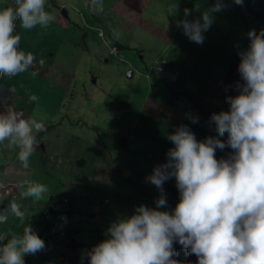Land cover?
<instances>
[{
    "label": "clouds",
    "instance_id": "obj_1",
    "mask_svg": "<svg viewBox=\"0 0 264 264\" xmlns=\"http://www.w3.org/2000/svg\"><path fill=\"white\" fill-rule=\"evenodd\" d=\"M13 2L14 7L0 9V84L5 76L15 77L26 72L33 64H40L41 67L40 62H35L38 59L36 55L23 51L20 43L21 36L17 34V22L19 21L24 29L30 30L37 25L47 27L53 19L50 13L46 11V0H13ZM104 3L105 0H88L85 7L95 12L91 16L96 20L94 24L84 22L81 30L77 32L84 34V29L98 30V19L104 17L110 19L114 16L111 8L104 9ZM234 3L243 5L244 0H229V2L222 4L228 6ZM183 4L187 5V2H183ZM222 4L220 0H217V3L211 9L204 11L200 18L194 20L185 18L177 22V27H182L185 35L191 41L202 44L205 38L204 33L210 29L211 25L216 30H220L218 24H212V13L222 11L227 16L234 15L231 10H225ZM263 4L264 1L261 0L255 11H249L251 18L243 15L246 24H250L249 30L245 33L250 44L246 50L237 52L239 58L241 57L239 65L237 61L231 60L230 67L236 69V77L227 74L225 81L228 86L231 79L237 80L235 87L237 90L233 92L236 93L235 96L232 95L233 93L228 95L229 97H225L226 101L219 106L212 101L207 100L206 102L196 92L187 88H180V85L168 80L177 93L182 92L187 94L189 98L196 99L198 108L212 113L211 120L215 123L216 131L219 134L216 137L223 136L226 141L211 136L204 140V137L201 138L200 130L199 140H197L195 133L187 126L182 125L183 121L176 117L178 128H172L167 137L174 145L167 153L168 160L166 163L156 166L152 175L148 177L149 182L158 189L157 193H152V198L149 200L156 203V208L140 205L133 215L129 216V213H125L121 216L114 215L115 211L112 209L111 200L103 202L98 197H92L95 198L94 205L91 204L86 208L84 198L72 199L68 214L72 218L81 213L85 216L84 221H90V216L95 218L99 213L107 214L111 219H118L105 227L102 225L95 226L90 221L91 229L96 230L92 234L96 235L97 238L100 235L101 239V232H105L107 238L100 240L101 242L95 246L89 243L92 249L83 253L82 257L79 256L75 264H83L82 262L86 264H264ZM69 5L72 6L70 7L72 10L75 9L73 3L59 4L61 8L59 12L63 13L62 11L65 10L66 16L70 15ZM193 11H199V7L185 8V17L191 15ZM101 12L105 15L98 18V13ZM116 17H113V21L119 30L133 31L141 26L134 21L120 18L122 23L127 24V27L123 29L120 20L118 23L116 22ZM84 25L85 28L83 29ZM147 31L149 34L153 32L149 29ZM88 35L89 31L85 33V36ZM113 36L119 39V32L113 30ZM128 39L130 41L126 40L127 43H122L123 46L120 48L112 46V53L116 54L126 47H130L129 42L134 47L141 45V42L131 37ZM151 42H153L152 39ZM83 45L89 50V44L84 43ZM115 50L117 51L114 52ZM102 56H105L104 53ZM172 65L171 60H164L154 64L152 68L151 101L147 104L149 112L154 115L157 114L153 105L156 103L152 101L153 99L163 103L168 115H173L178 108L190 112L196 111L182 102L178 94L175 95L172 92L163 94L159 91L154 76L165 72ZM35 74L33 73V75ZM99 74L101 72L96 74L95 71H89L78 76L69 68L68 71H65V78L58 83L56 89L58 93H64V95L60 94L57 100L62 105L58 112L62 114V120L67 117L66 121L48 125L46 122L47 115L39 117V121H37L35 118L25 119L22 114L11 109L7 113H0V144L7 141L8 147L18 148V160L25 169L30 165V157L34 153L35 147L41 151L43 158H70L71 161L76 162L77 166L78 160L84 158L85 164L81 167H85L89 158L79 154L80 148L75 147L64 156L61 155V151L62 145L69 139L90 136L80 129L86 120L80 118L81 113L78 111L76 95L78 88H81L84 93L88 92V86L92 89L99 88L102 91L105 99L101 111L104 116L108 115L107 110L112 107L114 96L118 95L114 99H121V94H114L111 90L113 83L108 86ZM126 74L133 77L134 71L128 69ZM2 90L3 88L0 87V91ZM176 91L174 92L176 93ZM75 99H77L76 102ZM29 100L37 101L38 97L33 94ZM130 106H132V101L125 97L124 104L120 107L126 109ZM12 108L21 110V112L27 110L26 107ZM142 110L139 109L137 112ZM94 116L90 115L89 118ZM192 122L198 123V119L193 118ZM56 125L60 129L57 141L47 145L45 141L36 139L37 133L46 131L48 126ZM112 126L115 127L116 125ZM66 136H69L68 140ZM89 148L95 151L99 149V146L90 145ZM97 166L95 165V168ZM173 177L176 182L173 184L171 182L172 185L170 184V187L166 189L163 188L164 182ZM23 183L26 185L23 191L25 198L32 197L39 200L47 191L43 184L27 180ZM89 185H93V183L91 182ZM136 188L137 186L134 184L130 187L127 186L124 192L118 195V198L124 203H128L134 197ZM172 188L180 193L181 199L173 207V212L162 211L160 209L167 205L164 191ZM102 189L104 194H111L108 188ZM160 192L161 195H159ZM37 204L36 206L31 204V209L43 207L39 201ZM49 205L46 208L47 210L50 209L51 213L49 215L46 214L48 211L44 213L49 216L50 220L55 221L60 216L65 217L67 215V210L60 212L57 209L58 203H49ZM10 210L16 217L23 218L24 213L15 201L11 202ZM78 217L76 216V218ZM76 218H74L75 221H77ZM6 220V216H0V223ZM59 228L54 224L52 232H58ZM65 231H68V228ZM79 237H83L84 240L78 239L74 244L86 246L88 244L86 237ZM57 238L58 236L52 235L48 237V240L53 241ZM48 240H43L30 224L24 227L22 235H15L11 238L0 235V264H25L24 257L27 256V259L30 260L31 255L39 254L45 249V242ZM62 242L65 245L66 238L63 237ZM45 256L43 255V257ZM48 261L51 264H71V259L67 257V254L64 255L62 262H55L51 259Z\"/></svg>",
    "mask_w": 264,
    "mask_h": 264
},
{
    "label": "rangeland",
    "instance_id": "obj_2",
    "mask_svg": "<svg viewBox=\"0 0 264 264\" xmlns=\"http://www.w3.org/2000/svg\"><path fill=\"white\" fill-rule=\"evenodd\" d=\"M60 2H66L69 1L73 4L76 3L77 0H59ZM104 1V0H103ZM122 1V0H121ZM165 1H174V0H126L125 2L121 3L116 9L118 10L122 5L124 7V11L121 10V17H116V22L118 23L120 18H129L124 12H126L130 17L134 13L137 12V14L140 15V18L143 21V24L145 23V18L148 20H154L159 25L165 27L168 31L173 32L176 35L177 40L179 41V47H183V51L181 53L175 50H172L169 44L168 46L165 44H159L157 42V38L153 32L145 33L144 31H141L140 29H134L132 39L141 42L140 46L134 47L132 46V43H130V47H126L125 49L121 50L119 53L110 55L108 47L106 49L105 56H102V52H99V48L94 45L92 42L93 37L96 35V31H90L88 29H84L85 25L83 27L84 34L82 32H77L76 39L78 42H81L80 47V54H78L74 59H72L69 63L72 64L73 70L78 74V76H81L89 71H95L96 74L101 72V74L107 76L109 80L104 78V81L108 84L113 83L111 90L114 94H121L124 97H126L129 101H132V106L126 107V110L129 112L130 110L138 111L139 109H144L146 107V104L150 103V89H151V71L156 63L163 62L164 60H171L174 65L181 66L183 68V72L186 73L190 71L191 78L193 79L195 83V89L193 92H197V94L203 98L206 102L212 101L214 103H217L216 105L223 104L226 101V98L224 97V88H222V85H224V82L226 81L227 74L236 77V69L234 67H230L232 64V61H227L224 52V47L228 48L227 51H233L234 53L242 52L246 50L249 47V41L245 33L250 28V24H246L245 17L240 14H234L232 16H227L222 13V11L216 12L218 14V27L222 31L224 38L221 42L218 38V31L211 25L210 29L204 33V42L202 44L195 43L191 41L187 35H185L182 27H177V22L181 21L185 18L188 20H194L197 18H200L202 13L206 11L205 9L207 6L204 3V0H188L189 7H186V4H167ZM264 1V0H263ZM217 3V1H214ZM229 0H220V3H227ZM86 3H88V0H83V8L80 7L77 8V14L79 16V19L84 18L86 15V12L90 14V16L95 13L91 11L88 7H85ZM231 4L230 6H232ZM255 5V2L253 0H244L243 7L236 8V9H242L246 16L251 18L250 15V9L253 8ZM75 6V5H73ZM177 6V10L175 11V8ZM199 7V11H193L191 15L188 17H185L184 15V9H194L195 7ZM71 5H69V14L72 15L74 13V10H72ZM85 9V11H84ZM100 15H105L103 12L98 13ZM66 16L65 13H61L60 17ZM88 19L87 17H85ZM122 23V20H120ZM110 24V22H107ZM40 25L36 26L37 33L43 37L44 43L41 46V49L44 50L46 47H51L54 49V55H57L58 49L57 44H54L55 39V32L52 25H49L46 29H41L39 27ZM103 27V26H102ZM123 29L127 27V24L125 22L122 23ZM130 29V28H128ZM148 30V29H147ZM89 31V37L85 36V33ZM111 31L110 27H108V32ZM22 35V39L24 40H30L29 37L24 35V31L20 25V22L18 21V28H17V34ZM96 37V36H95ZM97 38V37H96ZM151 39L153 42H151ZM24 40V41H25ZM103 41V40H102ZM84 43L89 44V50L82 47ZM126 44L127 41L124 40L123 44ZM108 45V44H107ZM109 46V45H108ZM223 47V50L221 51V48ZM167 50V51H166ZM41 51V50H40ZM111 51V50H110ZM115 50L114 52H116ZM25 53H28L25 51ZM178 53V54H177ZM36 55V54H35ZM124 56V57H123ZM38 58L35 62H39L40 64H37V68H29L31 71V75L27 73H21L20 77L17 79L18 87L17 89H14L13 91L9 90L6 92L7 96V103L11 105L12 107L16 108H27V111L21 112V110H17L15 108L9 107L7 104L0 102V113H7L9 109L22 114V117L25 119H32L35 118L37 121L39 117H43L44 115H47L46 122L48 125H55L56 123H59L60 121H66L67 117L61 119L62 114L58 112V110L62 107L58 103V96L64 95V93H58L56 88H52V93L48 94V86L46 85V82L44 79H42L43 76V70L47 73L48 68L50 66H54V70L57 67H60V63L54 58L48 56L46 53L42 55H36ZM103 58V59H102ZM125 58V59H124ZM108 59V61H106ZM121 59V61H120ZM113 60V61H110ZM124 61L125 63H123ZM194 62V63H193ZM196 67V73L195 66ZM121 66V67H120ZM230 67V71L228 72ZM43 70H42V69ZM128 69H131L134 71V76H127L126 71ZM33 73H36L33 77V93L31 92L29 82L30 78L33 76ZM126 74V75H125ZM22 80V81H21ZM236 79H231L228 82V86L226 88L230 91L229 95H231L237 85ZM7 82V78L4 77L2 79V82L0 84V87L5 86V83ZM106 84V85H107ZM45 87V93H41L40 89L38 87ZM35 87H37L35 89ZM87 93H84V91L81 90V88L77 89V99H78V111L81 113L80 118L82 120H86V123L81 127V130H84L85 133L92 135V137H82V138H75V139H69V136H66L67 142H65L62 145V151L61 155L64 156L66 153L69 152V150L78 147L81 149L80 155L89 156L92 155V150H90V145H103V142H98L99 140H103L106 142L107 137L111 139V137H114L116 135V132L119 130L120 124L117 125L118 119L114 121V124L117 126H111L109 129L99 128V121L102 115L101 107L103 104V101L105 98H103L102 91L99 88L92 89L90 86L87 87ZM36 95L38 97L37 101H30L29 97L31 95ZM229 97V96H228ZM75 99V102L76 100ZM156 100V99H155ZM152 100L156 104L154 105V108L156 109V114L158 117L164 119L166 122L169 123L170 127L177 129L178 126L176 125L175 120H169L167 119L168 113L165 111V106L163 103L159 102L158 100L155 101ZM113 104V102H112ZM230 106V104H229ZM223 111V110H221ZM219 111V112H221ZM218 112V113H219ZM110 113V112H109ZM108 113V114H109ZM27 114L29 115L27 117ZM97 114V116H96ZM179 115L177 118L181 119L183 121V125L187 126L192 132L195 133L197 140H199V130L200 126L198 124H201L203 122L204 124V131L203 137L206 135L205 138L209 136H219L218 132L216 131V125L214 122H212L211 117L212 113L207 112L204 109H200L197 107L195 112H190L183 110V112L178 113ZM32 115V116H31ZM90 115H95L94 117L89 118ZM187 116V118H186ZM193 118L198 119V123H193ZM165 121L161 124V127H166ZM126 122L131 124L130 117L126 118ZM124 128V126H123ZM92 131H95L97 133H93ZM47 131L37 133L36 136L45 135ZM120 140V138H119ZM202 141V140H200ZM108 148V155L105 160V157L101 156L98 158L97 167L94 168V175L92 177L93 185H85L82 189V193L85 195L84 199V205L86 208H88L91 204L94 205L95 198L92 197H98L103 202H108L112 199L110 195L104 194V191L102 188H111L113 191H120L121 187L129 186L128 184L125 185L123 181H121L122 176L119 174L121 173H129L128 176L131 173V163L130 158H136V152L126 150V153L124 156H121V151L113 148L111 144ZM119 146L121 150H125L121 147L120 143ZM169 149L174 147L173 143L168 140L167 146ZM18 151L16 150V153L14 155L13 161L12 159H2L0 162V174L3 177V181L0 184V188L4 192H9V180L11 176V171H14L13 169L9 168L14 163L19 162L18 160ZM37 151H34L32 154L33 158L35 157ZM2 152H0L1 154ZM39 155V154H38ZM81 156V157H84ZM38 157V156H37ZM36 157V158H37ZM32 158V159H33ZM145 157L141 156L140 160H143ZM31 159V160H32ZM45 159H48V157H45ZM168 160L167 151L165 150L162 154V157H154L152 160H148L147 158L144 161V164L140 166L137 169H140L141 177L146 179V182L143 184V186L151 187V193H157L156 186L149 182L148 177L152 175L153 173V167L158 166L159 162ZM14 162V163H13ZM90 166L85 167H79L80 170L90 171L88 170ZM2 169V170H1ZM23 176L26 175L24 173H21ZM23 178V177H22ZM56 180H58V177H55ZM127 179V178H126ZM29 181H33L32 177H29ZM73 183V179L71 177H68L65 179V184L60 182L61 186H64L62 191L59 193V199L56 200L55 197L51 198L48 196L45 200V202L42 204L43 207L39 208H33L31 210V214L25 213L23 218L17 219V224H20L21 220V228L22 230L17 233L16 235H22L23 229L27 224H30L33 228V230L43 239L48 240L49 236H62L66 238L64 246L65 248V254L68 255V257L71 259V264H75L78 257H82L83 253L88 252L92 248H90V244L93 246L100 243L102 240L107 238V233L101 232V241L98 240L96 235L91 236H85L86 242L88 243L85 245H78L76 246L74 244L75 241L80 239V241H83V237H79L82 235V233H94L96 230H92V224L91 222L97 226V225H109L110 222L113 223L117 221L118 219H111L108 217V215L104 214H97L95 218H91L90 221H84L81 220L80 217L76 218V225L73 224L72 216H68L70 213L69 208L71 207V200L72 199H78L80 198V192L74 193L71 191H66L68 187H70V183ZM175 183V178H171L164 182L163 188L170 187V184ZM134 185L138 187V184L133 182ZM171 184V185H172ZM55 185V183H54ZM101 185L103 187L99 188L98 186ZM72 187L74 185H71ZM130 187V186H129ZM155 188V189H154ZM77 191V190H76ZM17 193H20L21 191L19 189L16 190ZM166 192V200L167 205L165 207H162L160 210L162 211H169L173 212V207L178 203L177 197L174 198L179 192L176 191V189H170L165 191ZM99 195V196H97ZM134 195V194H133ZM118 197L115 196L114 201H118ZM132 206H128L125 204L122 200H119L120 205L118 207V210L114 212V215H123L125 213H129V216L133 215L140 205H146L149 208H156V203L152 202H142L136 200L134 197ZM49 201L54 203H58L57 209L61 212L64 210L66 211L65 217L60 216L58 219L50 220L49 213H51V210L46 207L50 206ZM48 211V212H46ZM131 211V212H130ZM46 212V214L44 213ZM52 217V216H51ZM75 220V219H74ZM57 225L58 227H66L68 228V231H58L56 233L52 232L53 225ZM13 228V226H12ZM13 234V233H12ZM10 235L8 238H11L13 235ZM7 235V234H5ZM7 237V236H6ZM6 243V241H4ZM64 244L62 241L60 242ZM90 243V244H89ZM53 249V246L49 244V242H45V249L43 251H40L39 254L31 255V259H25V264H51V262L48 261L49 258L43 257V255H48ZM64 259V258H63ZM83 264H86L82 262Z\"/></svg>",
    "mask_w": 264,
    "mask_h": 264
},
{
    "label": "crops",
    "instance_id": "obj_3",
    "mask_svg": "<svg viewBox=\"0 0 264 264\" xmlns=\"http://www.w3.org/2000/svg\"><path fill=\"white\" fill-rule=\"evenodd\" d=\"M126 0H107L104 3V9H110L113 12V17L119 16L121 17V10L124 11V7L123 5L117 10L116 8L123 2H125ZM164 1V0H163ZM214 1L217 0H204L205 5L207 6V8L205 9L206 11L208 9H211L216 3ZM255 2V6L257 7L258 4L261 3V0H253ZM167 4H176V5H180L183 4V2H187L186 7H189V3L188 0H174V1H165ZM71 3L69 1L66 2H60L59 0H46V11L50 13V15L53 17L52 21L48 24L52 25V27L54 28V32H55V41L54 44H57V55H54V49L51 47H46L44 48V50L41 49L42 44L44 43V39L42 36H40L37 33V29L36 27H34L33 29L27 30V29H23L24 31V35L29 37L30 40H23L21 39L20 43H21V47L23 49V51L25 52H31L33 55H42L44 53H46L48 56L50 55V57L54 58V60L58 61L60 63V67H57L54 70V66H50L48 68V72L46 73L45 71L43 72V76L42 79L45 80L46 85L48 86V94L52 93V88H58V83L65 78V71H68V68L71 69L73 72H75L73 70V68L71 67L72 64H70L69 62L74 59V57H76L78 54H80V47H81V42H78V40L76 39V33L77 31L81 30L82 25L84 24V22H89L91 24H94L96 18H94L93 16H90V14H88V12H86L85 17H89L88 19L81 18L79 19V16L77 14V8L80 7L81 9L84 7L83 6V0H77L75 3V9H74V13L72 15H67L66 17H60L61 12L60 11V7L59 4L65 5ZM72 4V3H71ZM222 4V3H221ZM223 8L225 10H228L226 8L225 4H222ZM6 7H14V2L13 0H0V9L6 8ZM231 10V9H230ZM252 10V9H250ZM85 11V9H84ZM231 12L233 14H240V15H244V11L242 9H233L231 10ZM97 14V13H96ZM123 14H125L127 17L129 18H124L127 21H134L136 23H139L141 26H143L146 29L152 30L154 31L156 37L160 36V33L165 34V36L170 37L169 40V44L172 42L173 38H174V34L170 31H168L165 27L159 25L158 23H156L154 20H148L147 18H145V23L143 24L142 19L140 18V15L136 13H134L132 15V17H130L126 12H124ZM212 17H213V25L218 24V15L216 14V12L212 13ZM68 21V22H67ZM69 24V25H68ZM47 26V27H48ZM41 29H46L47 27L44 26H39ZM16 28H18V22L16 24ZM218 31V36H221V38H223V34L221 33L220 30ZM19 34V33H18ZM22 38V35L19 34ZM158 39V38H157ZM159 40V39H158ZM163 41V40H160ZM82 47H84L85 49H87L84 45H82ZM41 50V51H40ZM105 55V54H104ZM234 61L238 62V65L240 63L241 57L239 58L238 53H233L232 59ZM40 62V60H38ZM65 67V70H64ZM238 68V67H237ZM67 76L68 73H66ZM7 82L5 83V86H2L3 89H9L11 91H13L14 89L20 88L18 87V82L19 80H17L20 77V74H18L15 77H7ZM33 77L34 75L30 78V82H29V86L31 89V92L33 93ZM227 79V77H226ZM22 81V80H21ZM37 87H35L36 89ZM40 89L41 93H45V87H38ZM0 94H4V92L0 91ZM27 111V110H26ZM25 113V112H24ZM29 115L27 114V117ZM32 116V115H31ZM100 148V147H99ZM18 148L15 149V153L16 150ZM35 151L36 155L33 158V156L30 157V165L27 169L23 168L22 164L20 162H16L14 163V165H12L11 169H13L14 171H11V176L10 180H9V192H4L1 188H0V216H6L7 220L3 223H0V235H4L8 237L12 234L13 236L16 235L17 233H19L22 228H21V220H20V224H17V219L16 216L11 212L10 210V204L11 202L15 201L19 206H20V210L24 213H31V207L32 205H38V201L43 204L46 200V198L48 196H50L51 198L55 197L56 200L59 199V192L62 191V189L64 188V186L60 185V182L64 183L65 179L68 177H71L73 179V183H70V187H68L66 189V191H71L74 193H79L80 192V198L79 199H83L85 197V195L82 193V189L84 188L85 185H89L92 182V172H93V167L95 165H97L98 163V158L101 156H106L108 155L107 150L105 149V152L100 151L99 149L95 150L92 152L91 157L87 156L89 159H87V166H90L91 170L90 171H85V170H80L78 169L79 167L76 165V162L71 161L70 158H64L62 159V157H59L58 159H53V158H48L45 159L42 157L41 151L37 149V147H35ZM14 153V155H15ZM39 154V155H38ZM38 156V157H37ZM37 157V158H36ZM6 156H3V153L0 154V162L2 159H5ZM33 158V159H32ZM32 159V160H31ZM2 170V169H1ZM21 173H24L26 175L23 176ZM23 177V178H22ZM29 177H32L31 182L33 183H39V184H43L46 186L47 191L43 194V196L39 199L36 200L32 197H28L25 198L23 196V191L26 188V185H24V181H29ZM55 177H58V180H56ZM1 181H3L2 175L0 174V183ZM55 183V185H54ZM65 184V183H64ZM71 185H74L73 187ZM19 189L21 192L17 193L16 190ZM77 190V191H76ZM76 200V199H75ZM78 200V199H77ZM49 203H52L51 201H49ZM32 204V205H31ZM40 207V206H39ZM92 208V207H91ZM92 210L94 211V209L92 208ZM91 211V210H90ZM76 216H79L81 218V220L85 219V216L81 213L77 214ZM76 216L73 217V224L76 225V221L74 220V218H76ZM91 218H93L94 216H90ZM112 223L110 222L109 225H111ZM13 226V228H12ZM103 227H105L106 225H102ZM65 231L66 227L63 228H59V231ZM7 234V235H5ZM91 236L94 235L92 233H82L81 236ZM63 237L62 236H58L57 241H62ZM98 240L100 239V235L98 236Z\"/></svg>",
    "mask_w": 264,
    "mask_h": 264
},
{
    "label": "trees",
    "instance_id": "obj_4",
    "mask_svg": "<svg viewBox=\"0 0 264 264\" xmlns=\"http://www.w3.org/2000/svg\"><path fill=\"white\" fill-rule=\"evenodd\" d=\"M107 1V0H105ZM243 7L241 5H238L236 3H234L232 6L228 5L226 6L227 9H236V8H240ZM246 9H251L248 7H245ZM263 11H264V4L262 5ZM255 9H257V7L254 5L252 10L255 11ZM101 17L100 14H98V18ZM107 22H110V24H108ZM98 25H99V29L95 30L93 29V32L96 31V37L94 36L92 39L91 44L93 43L94 45H96L99 48V52L102 53H106V49L108 47V50L110 55H112V51L111 48L112 46H115L117 48H120L123 46V40H127L130 41V37H132L133 35V31H126V30H119L118 26L115 24V22L113 21V17L112 18H107L104 17L103 19H98ZM103 26V27H102ZM108 27H110L111 31L108 32ZM138 29H140L141 31H144L145 33L147 31L146 28H144L143 26H139ZM113 30H117L119 32V39H116L113 36ZM221 31V30H220ZM222 33V31H221ZM223 34V33H222ZM160 36L158 37L159 40H163V41H159L157 39V41L160 44H165L168 46L169 44V40L170 37L165 36V34L160 33ZM219 40L222 42L223 38H221V36H218ZM225 39V38H224ZM103 40V41H102ZM109 46H108V45ZM172 50H175L176 47V51L181 53L184 49L183 47L178 48L179 47V41L177 40L176 36L173 38L172 42L169 44ZM223 50V47L221 48V51ZM228 48L224 47V54L226 57L227 61H231L232 56H233V51H227ZM177 53V54H178ZM194 63V62H193ZM195 66V65H194ZM32 68H37V64H33V66H31ZM196 67L195 66V73H196ZM183 72V68L178 65H172L170 68H168L165 72H162L159 75H155L154 77V81L156 83V85L158 86L159 91H161L163 94L165 93H169L172 92L173 94L179 96V99L184 102L185 104H187L189 107H192L194 110L197 109V105H198V101L196 99H192L189 98V96L187 94H184L182 92H178L176 90H174L175 88H173L168 80H172L174 83L180 85V88H187L191 91H194L195 89V83L193 81V79L191 78L190 75V71L183 73V75L181 74ZM25 73L30 74L31 75V71L30 69H28ZM100 77H104L107 80H109V78L103 74H99ZM161 82V83H160ZM227 84L224 82V85H222V88H224V97H227L229 95L228 92H230L227 88H226ZM237 90V88L234 89L233 92H235ZM9 91V89H3L2 92H4V94H0V101L3 103H7V96H6V92ZM176 91V93L174 92ZM197 93V92H196ZM232 95H236V93H233ZM118 95H115L114 98H116ZM112 99V107L107 110V113H109L107 116L101 115L100 121L99 123V128H104V129H109L111 128L112 125L114 124V121L116 119H118V123L120 124L119 126V130L116 132V135L114 137H111V139H109V137H107L108 140H106V142H104L103 140H99L98 142H103V145H97L99 146V150L105 152V149L108 151V146L107 144H111V146L113 148H116L118 150L121 151V156H124V154L126 153V150L129 151H134L136 152V158H130L128 160H130L131 163V173L128 176V172L127 173H121L119 174L120 176H122L121 181H123V183L125 185H132L134 180L135 182L138 184V187L134 190V198L138 201L143 200L145 202L149 201L152 198V193H151V187H147V186H143V184L146 182L145 177L142 178L141 174H140V169L137 172V169L142 166L144 164L145 159L147 158L149 161L152 160L154 157H162L163 152L166 150L167 153L169 151V148L166 147L167 146V142H168V134L169 131L172 130V127H170L169 123L166 122L164 119L158 117L157 115H154L152 113L149 112L148 110V104L147 106L140 111L139 113L137 111H134L133 109L130 110L129 112L126 109L121 108L120 106H122L124 104V99L125 97L123 95H121V99ZM164 100V99H163ZM5 101V102H4ZM128 103V101H127ZM8 104V103H7ZM174 107V106H173ZM176 108V107H175ZM177 109V108H176ZM174 111V110H173ZM183 111V109L178 108L176 111H174L175 113L173 115H168L167 119L171 120V119H175L176 122V117L179 115L178 113H181ZM172 112V111H171ZM130 117L131 119V124L126 122V118ZM163 121H165L166 127L162 126L161 124L163 123ZM183 125V123H182ZM200 126V133H201V138H203V132L204 131V124L203 122H201V124H198ZM117 126V125H116ZM124 126V128H123ZM46 134L45 135H39L36 136V139H39L41 141H45L47 143V145H50L52 143H54L55 141H57L58 136L60 134V129L59 127L56 126H48L46 127ZM44 132V131H42ZM95 133V131L93 132ZM92 137V135L90 136ZM204 137H206V135H204ZM217 139H222L225 140V137H215V136H211ZM120 138V140H119ZM206 139V138H205ZM119 143L121 145V147L123 149H125L124 151L121 150ZM8 142L5 141L3 144H0V152L3 153V156H6L5 159H13L14 158V153H15V149L16 148H10L7 146ZM1 153V154H2ZM144 156L145 158L143 160H140V157ZM105 160L107 158L106 156ZM163 163H166V161H162L159 162L158 164L161 165ZM95 168V166L93 167V169ZM155 166L153 167L154 170ZM88 170H90V168H88ZM127 178V179H126ZM93 183V182H92ZM136 186V185H135ZM99 188L103 187L101 185L98 186ZM127 186L125 187H121L120 191H113L111 188L109 189L111 194L110 196L112 197L111 199V203H112V209L113 211H117L118 207L120 205V202L118 199L117 202L114 201L115 196L118 197V195L122 194L124 192V190L126 189ZM166 194V192L164 191V195ZM159 195H161V192L159 193ZM177 197V201H180L181 196L180 193H178L174 198ZM152 202V201H149ZM133 203V199L131 201H129L128 203L126 202L125 204H127L128 206H130ZM155 203V202H153ZM15 236V235H14ZM8 237V235H7ZM49 244L53 246L52 251L46 255L45 257L55 261V262H62L61 260H63L64 255H65V248L64 246H66L67 244H62L60 243V241L57 240H53L50 241L48 240ZM68 257V255H67ZM24 259H27V256L24 257Z\"/></svg>",
    "mask_w": 264,
    "mask_h": 264
},
{
    "label": "water",
    "instance_id": "obj_5",
    "mask_svg": "<svg viewBox=\"0 0 264 264\" xmlns=\"http://www.w3.org/2000/svg\"><path fill=\"white\" fill-rule=\"evenodd\" d=\"M62 12L65 13V10H63ZM65 14H66V13H65ZM77 164H78V166H80V167H81V166H84V164H85V159L82 158V159L78 160Z\"/></svg>",
    "mask_w": 264,
    "mask_h": 264
},
{
    "label": "bare ground",
    "instance_id": "obj_6",
    "mask_svg": "<svg viewBox=\"0 0 264 264\" xmlns=\"http://www.w3.org/2000/svg\"><path fill=\"white\" fill-rule=\"evenodd\" d=\"M67 22H68V21H67ZM68 25H69V24H68ZM89 31H90V30H89ZM90 32H91V31H90ZM89 36H90V35H89ZM89 36H88V37H89ZM21 39H22V38H21ZM150 73H151V72H150ZM154 77H155V76H154ZM160 83H161V82H160Z\"/></svg>",
    "mask_w": 264,
    "mask_h": 264
}]
</instances>
